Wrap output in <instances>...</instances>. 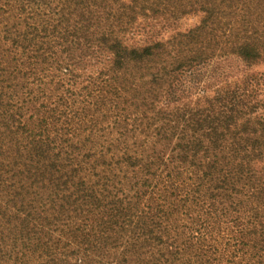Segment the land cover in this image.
<instances>
[{
	"label": "trees",
	"instance_id": "16d2710c",
	"mask_svg": "<svg viewBox=\"0 0 264 264\" xmlns=\"http://www.w3.org/2000/svg\"><path fill=\"white\" fill-rule=\"evenodd\" d=\"M263 63L264 0H0V264H264Z\"/></svg>",
	"mask_w": 264,
	"mask_h": 264
},
{
	"label": "rangeland",
	"instance_id": "374dc122",
	"mask_svg": "<svg viewBox=\"0 0 264 264\" xmlns=\"http://www.w3.org/2000/svg\"><path fill=\"white\" fill-rule=\"evenodd\" d=\"M198 21H199V16L190 15V16H187V17H185V18H183L181 20L180 27L182 29H186V28H189V27L195 25ZM252 71L259 72V73H264V63L263 64H260V65H257V66H254L252 68ZM111 104L112 103L109 102V103L104 104L103 106H101V108H104V109L110 108L111 107ZM123 106H127V105H124V104L120 103V108H122ZM92 112L93 111H91V113ZM102 112L103 111H99V112L95 113L94 115L99 118L103 114ZM108 122H112L114 124H117V126H114V127L113 126L106 127L105 128L106 133H111L113 136L126 135V136L129 137V145H130V117L129 118H125L123 116L122 117L120 116V118L117 119L114 116V112L112 111V113L111 112L108 113V117L106 118V120L102 124H104V123L105 124H108ZM114 152H116V151H114ZM104 153H106L105 155L107 157L109 154L112 153L111 152V148L109 149L108 147H106V149L104 150ZM101 157H102V155H101ZM102 159H103V157H102ZM114 161H116V160H114ZM115 168H117V169H115L114 172L119 173V171H118V168L119 167L118 166H115ZM125 169H127V168H125ZM128 171H129V174H130V170H128ZM120 176L121 177H124V172L123 171L120 172Z\"/></svg>",
	"mask_w": 264,
	"mask_h": 264
}]
</instances>
